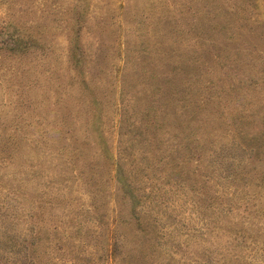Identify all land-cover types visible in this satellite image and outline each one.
Instances as JSON below:
<instances>
[{"label": "rangeland", "instance_id": "obj_1", "mask_svg": "<svg viewBox=\"0 0 264 264\" xmlns=\"http://www.w3.org/2000/svg\"><path fill=\"white\" fill-rule=\"evenodd\" d=\"M28 262L264 264V0H0V264Z\"/></svg>", "mask_w": 264, "mask_h": 264}, {"label": "trees", "instance_id": "obj_2", "mask_svg": "<svg viewBox=\"0 0 264 264\" xmlns=\"http://www.w3.org/2000/svg\"><path fill=\"white\" fill-rule=\"evenodd\" d=\"M33 229L31 228V231H32ZM24 240L25 241H30V239L28 238V236L26 237L25 236V238H24ZM31 243H32V241H30ZM25 246V245H24ZM26 264H33V262H28V263H26ZM117 264V263H116Z\"/></svg>", "mask_w": 264, "mask_h": 264}]
</instances>
